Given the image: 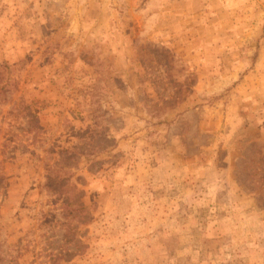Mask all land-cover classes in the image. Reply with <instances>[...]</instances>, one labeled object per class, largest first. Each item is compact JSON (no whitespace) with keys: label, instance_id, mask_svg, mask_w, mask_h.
Segmentation results:
<instances>
[{"label":"rangeland","instance_id":"1","mask_svg":"<svg viewBox=\"0 0 264 264\" xmlns=\"http://www.w3.org/2000/svg\"><path fill=\"white\" fill-rule=\"evenodd\" d=\"M0 264H264V0H0Z\"/></svg>","mask_w":264,"mask_h":264}]
</instances>
